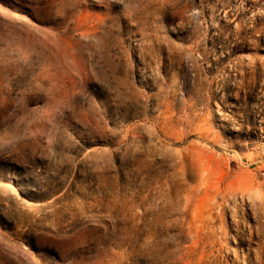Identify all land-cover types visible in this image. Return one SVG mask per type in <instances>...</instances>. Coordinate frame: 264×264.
Wrapping results in <instances>:
<instances>
[{
  "label": "rangeland",
  "instance_id": "obj_1",
  "mask_svg": "<svg viewBox=\"0 0 264 264\" xmlns=\"http://www.w3.org/2000/svg\"><path fill=\"white\" fill-rule=\"evenodd\" d=\"M0 264H264V0H0Z\"/></svg>",
  "mask_w": 264,
  "mask_h": 264
}]
</instances>
